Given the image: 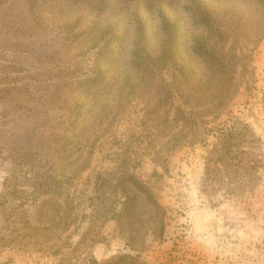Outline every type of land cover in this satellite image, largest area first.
<instances>
[{
	"label": "rangeland",
	"instance_id": "1",
	"mask_svg": "<svg viewBox=\"0 0 264 264\" xmlns=\"http://www.w3.org/2000/svg\"><path fill=\"white\" fill-rule=\"evenodd\" d=\"M0 264H264V0H0Z\"/></svg>",
	"mask_w": 264,
	"mask_h": 264
},
{
	"label": "trees",
	"instance_id": "2",
	"mask_svg": "<svg viewBox=\"0 0 264 264\" xmlns=\"http://www.w3.org/2000/svg\"><path fill=\"white\" fill-rule=\"evenodd\" d=\"M214 52H216V51H213V52H211V53H212V56H213V57L215 58V60H216L217 58L215 57ZM220 53H224L223 50H221ZM218 57H219V56H218ZM224 89H225V93H229V87L224 88ZM216 128H218V127H209V128H207V132H208V133H216ZM219 130H220V131H219L220 133L225 132V129L219 128ZM223 135H224V134H223Z\"/></svg>",
	"mask_w": 264,
	"mask_h": 264
}]
</instances>
